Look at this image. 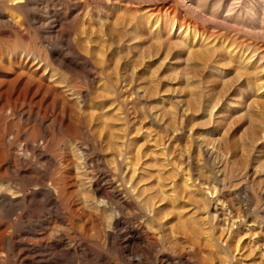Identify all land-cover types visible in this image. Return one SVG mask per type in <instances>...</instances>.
I'll return each instance as SVG.
<instances>
[{
  "label": "rangeland",
  "instance_id": "rangeland-1",
  "mask_svg": "<svg viewBox=\"0 0 264 264\" xmlns=\"http://www.w3.org/2000/svg\"><path fill=\"white\" fill-rule=\"evenodd\" d=\"M115 1L117 3L122 1V5H123V0L120 1L115 0ZM115 1L113 0V2ZM206 1L208 6L216 2L220 3L219 8H221V12L227 11L230 7L234 8L236 6L237 7L248 6L249 8H253V10L257 8L256 10L259 11L257 17H259L260 19H264V0L263 1L262 0H226V1L206 0ZM12 4H13L12 0H0V15H1L0 17L1 20L0 21V157H2L1 158L2 160L0 159V167L2 170L0 175L5 174L4 172L5 163L15 162L14 165H16L17 168L13 169L12 172L7 173V177L10 181L12 194L18 193L17 195H15V197L22 196V198H19L18 202H16L12 207L8 209H4L0 206L1 207L0 208V264H6V263L7 264H83V263L84 264H99V263L100 264H136V263L137 264H158V263L171 264V262L172 264H185L183 258L184 256L180 255L181 253H184V251L186 250L184 244L181 242L178 243L175 242L173 243V245L175 244L176 247L169 246V244H167L169 243L168 242L169 239L168 237L164 238L165 235L163 236L162 241L160 242L161 244L157 248H153V247L148 248L146 254L138 252V246H141L142 243L141 240L136 236L135 229L138 227V224L141 222V212H140L141 210H139L140 208L132 200H129L130 201V203L128 202L129 205L124 206V208L120 212V228L118 231L119 233L115 232L113 239L115 242L113 241V243L108 242L106 232L111 230L110 225L112 224L113 218L115 217L116 214H118V212H116L112 207L110 211L101 210V212L98 209H96L93 212L92 210H88V206L86 207L88 203L95 205L96 201H100V198L93 194L94 192H92V190L89 189V186L87 187V184L90 183L89 182L90 180L94 183V189L106 188L107 192L108 191L111 192V190L108 189H110L111 185L114 186L116 184L114 187L118 188V190H121L120 193L122 197H125L128 194L126 191L122 190L121 178L116 182L112 183L114 179L112 174L113 151L111 149L109 151V147H108V144L110 143L112 138L114 139L113 140L114 142L116 141L115 144H117L120 141L121 142L127 141L126 145H130L131 147V152L129 153L132 154L130 155V158L131 159L133 158L132 160L145 159L142 160V162L145 161L148 163L150 161L151 163H149V167L152 170L155 167V164H159L160 162H162L161 161L162 159L163 160L165 159L166 162H171L172 160L176 162L177 160V162L183 163L185 161L184 164L189 163L191 164L192 168H194V169L191 168L192 171L193 170L201 171V169L203 168V170L201 171L202 173L206 172L207 174H212L215 177L224 180V187L219 185L218 183H216V181L213 180L211 181L210 185L211 184L213 186L215 185L214 188L216 189L219 188L218 190L222 194L221 199L223 201L224 199L228 200L225 201V203L226 204L228 203L227 204L228 211L232 212V216L234 215V213H235V217H238L239 215L240 222L245 223V221H247V224L249 223L245 228L251 229V234H253L257 240L259 238L263 239L262 237H264V229H263L264 228V202H263L264 201V175H263L264 153L262 152H264V137H263L264 129H258V128L254 129L252 128L251 125L247 124V122L251 124L252 118L249 116L247 117L245 116L247 115L246 111H245L246 113L242 115L241 113L237 114L236 111L227 110L223 113L225 115H223L222 113L221 115L220 114L218 115L217 113L212 116H208L209 118H206L207 116L203 114L194 115L192 114L191 111H189L191 104H193L194 101L190 96L189 98H186L189 92L188 88L187 87L183 88L180 85L178 87L177 86L178 83H176L175 81H171L169 79L170 74L167 71L165 72L166 70L165 68L162 69V71L164 70L163 72L161 71L162 73L161 72L156 73V76H159L160 79L158 80L156 79L157 80L156 82L151 83L150 80L145 79V77L143 78L142 74L144 73L143 72L144 69H142L141 66H139L138 68H133L131 66L126 65L125 62L126 58L133 57L134 55L132 54L131 56V54H128L126 50L119 49L118 45L115 42V39L113 38L114 36L111 33V31L113 30L111 29L113 27H114L113 29H117L120 26V23L123 22V20L128 19L130 17L129 13L131 15V12L133 10L134 11L132 12L133 13L132 17L137 16L138 14L135 12L136 9L138 7L140 8L141 6L145 8L146 5L149 6L148 3H143V5H141L139 3L134 2L131 4V6L129 5L131 7L130 8L131 10L129 12H125V8L124 10H120V11L116 9L111 10V3L110 2L108 3L107 0H73V1L72 0H39V1L33 0L31 2V6L27 10H25L24 5L19 6L18 9H13L11 7ZM178 9L179 10L177 11L176 16L174 14L173 16L170 15L172 17L170 18L167 17L168 19H166L165 21L164 19L166 15H164L163 13V18H164L163 21L164 22H166L167 20L170 21L172 20L171 18L177 17L178 14H182L183 17H187L188 19L191 18L190 15H186L187 13L184 14L182 8L179 7ZM101 11L103 13H101ZM7 17H10V19ZM104 17L106 19L109 17L110 18L109 20L107 19L108 21H106ZM121 17H123L122 18L123 20L121 19ZM129 19H131V17ZM82 21L84 22L86 27ZM107 23H109V25ZM104 25L106 27L110 26V28L109 27L106 28L108 32H106ZM260 25H264V22H261ZM224 26L225 27H222V25L217 23V29L214 32L217 38L219 39L224 38L223 40L225 39L229 40L228 43H231L233 45V48H236V50L244 51V54L248 58L251 56H256V57L258 56L257 58H261L264 56V51H263L264 38L262 36L247 32L239 27H233L227 24H224ZM119 28H121V26ZM45 35H47L48 37ZM147 44L148 47L147 46L144 47L146 52L149 51V48L150 49L152 48L151 50L156 49L154 45L150 47L151 46L150 42ZM94 46L95 49L99 51H96L94 49ZM85 47L88 49H86ZM99 53L101 54L100 56ZM107 57H109V59ZM112 59L113 60L115 59L114 64H111V62L113 63ZM117 59H119L120 61ZM39 62L41 64L43 63V65H41ZM108 62L109 64H107ZM30 65L32 68L30 67ZM66 65H68L67 68ZM42 66L46 67L47 69L43 68ZM260 67L263 68L264 64L263 65L260 64ZM20 69L23 71V73ZM34 69L35 71L39 69L38 73H34L35 71H31ZM42 69L44 70L42 71ZM17 73L18 74L22 73L25 76L22 77V75L20 74L18 75ZM25 73H27V75ZM129 73H131V75H129ZM163 73L165 74L164 75L165 77L163 76ZM15 74L17 75L15 76ZM28 75L31 76V78L32 76H34L33 79H31ZM18 76L19 77L21 76L23 79L20 77V80L16 82L15 80L17 79ZM50 76H52L51 79H49ZM58 76L61 78H59ZM130 77L133 78L130 79ZM10 78L11 79L14 78V80H10ZM26 78L27 80L29 79L31 80L27 81ZM34 79L35 80L38 79L37 82L43 81L42 83L47 86V90L41 93H36L34 90L29 91L28 86L26 89V85L28 84L27 82L34 81ZM46 80H48V82ZM56 80H58L59 82ZM10 81H12V83ZM14 81L16 82V85ZM21 82L24 84L22 85ZM51 82L54 84H52ZM142 82L144 83L142 84ZM144 84H146L145 85L146 87L145 86L142 87V85ZM24 86L25 89L22 88ZM151 86H153L152 88L154 89H151ZM159 86L160 87L162 86L160 90H158ZM16 87L18 88L17 90L15 89ZM198 87H197L198 90L204 92L205 90L204 85ZM20 88L23 91L18 92ZM15 90L18 93H16ZM50 90L55 93L54 94L52 93L51 95ZM8 91L10 94L9 97H8ZM24 91H26L27 94ZM32 91L35 93H33ZM63 91L66 92L65 93L66 96ZM179 91L181 93H179ZM57 92L58 94L60 92L61 95L60 94L57 95ZM31 93L33 94L31 95ZM62 93L64 94L63 97H62ZM42 94L44 96H42ZM20 95L21 97L22 95L23 97L26 95L27 98L26 97L21 98ZM157 95L158 97H156ZM20 98L23 100H21ZM59 98L60 100H58ZM63 98L70 99L68 101L65 100L67 101V105H65L66 102L63 101L64 100ZM184 98L187 100H184ZM38 99L40 104H38ZM104 100L105 101L107 100V102H105ZM168 103L170 105H168ZM89 106L91 109L89 108ZM163 107H165L166 109H164ZM69 108L71 111L73 109L74 110L70 112ZM104 108L105 110H103ZM160 108L162 111L160 110ZM75 111L77 113H74ZM107 111L108 113H106ZM103 112L105 113L103 114ZM226 112H228L229 114ZM113 113H115L116 115ZM109 114L112 118L109 117ZM215 115L218 117H216ZM229 115L231 118L229 117ZM224 116L227 117V118L225 117L226 120ZM210 117H212V119H210ZM59 118L61 119V121ZM216 118L217 119L219 118V120H217ZM245 119L247 120V122L245 121ZM69 121L71 123H69ZM232 121L236 122L235 124H238L239 126L236 125L235 127L234 122L232 125L231 123ZM241 122L242 125H240ZM109 123L112 124L114 123V124L112 125ZM106 125L109 129L110 126L113 127L114 125H115L114 127L116 128L111 127L109 131ZM257 131L259 132V134ZM118 132L121 133L122 138L125 139L122 138L119 139L118 136L121 137V135ZM133 133L134 134L137 133L136 135L138 136L133 135ZM133 142L134 143L138 142V143L134 145ZM239 142L243 145H241ZM257 143L258 146L256 147ZM131 144L134 145V148L136 146L137 148L134 149ZM156 144H158V146ZM247 145L250 146V148ZM158 147L159 149L160 148L163 149L166 154L158 155V153H161L158 152L159 150ZM247 147L251 149L252 152L248 150ZM64 150L67 153H64L65 152ZM77 150L78 153H80L81 155L80 154L78 155V153H76ZM133 150H135V153ZM138 150H140V154ZM148 150L151 152H149ZM152 150L155 151V154H153L154 152ZM231 150L234 151L230 152ZM245 150H247L248 153ZM27 151L29 153H27ZM151 153L153 155H151ZM156 153L158 156L156 155ZM62 154L64 156L67 155V157L66 156L64 157ZM72 155H74V158ZM138 155L140 157H138ZM23 156L25 158H23ZM69 157L71 158L69 159ZM171 157L172 158L174 157L175 159H172ZM244 157L245 159H243ZM21 160H23L22 161L23 163L21 162ZM74 160L76 161L74 162ZM155 160L157 161V163ZM252 160H254L255 162ZM78 162L80 166L76 165L78 164ZM30 163H32V165ZM81 164L82 165L85 164V166L87 167L88 177H89L87 178L86 176L87 179L84 177V174L82 173L83 171L79 169L82 166ZM199 166L201 167V169ZM72 167L73 170L75 168V171L71 170ZM195 167H197V169ZM67 169L69 171H67ZM195 171H193V173ZM80 173L82 175H80ZM195 173H197V171ZM106 176H108V178ZM39 178H41V180L42 179L45 180L44 182L46 184L44 182L42 183L39 180ZM80 179L82 183L81 182L79 183ZM74 180H76L75 182L78 183L75 184L74 182L73 184ZM67 181L70 182L71 184L68 183ZM65 184H70L71 187ZM84 184H86V186ZM38 188L40 190H38ZM50 188H53L54 190L52 191V194L55 195V198L57 199L56 202L57 205L54 203L52 206H48L47 209V207L44 206V202L47 199L46 198L47 191H49ZM72 188L75 189L74 192H73L74 189ZM84 188L86 189L85 191L83 190ZM42 189H44L45 191V193L43 192V197L41 198L33 197L34 190L41 191ZM87 191L91 193L95 199L92 197L91 194H88ZM12 194L10 195L14 197V195ZM31 200L33 203L30 204L29 202H31ZM230 200L232 201V203ZM36 203L38 204L39 207L37 206ZM81 204L83 205L81 206ZM212 204L213 203L209 204L208 211L213 214L214 205ZM78 207L80 209H78ZM130 207L132 209H130ZM235 207L238 209H236ZM72 209L73 210L77 209V210L73 211ZM88 211L89 214L92 212V214H90L91 216L88 215ZM243 216L245 217L248 216V217L245 218ZM90 217H92L93 219ZM105 217L107 218L108 221H106ZM109 217L112 220H110ZM103 218L105 219L104 221ZM93 220L95 222V225L98 224L100 227H102V229L100 227H97L98 225L96 227L95 225L93 226L94 224ZM101 220L103 221L104 224L101 222ZM105 221L108 223H106ZM252 223H254V225ZM256 227L258 228L260 227V228L258 229ZM244 236L245 235L243 234V237ZM132 238H134L135 241L137 240L136 241L138 244L137 247L128 246L129 244L127 243ZM42 241H45L47 245L45 243L44 244L39 243ZM18 245H20V247ZM33 245H37L38 247H41V250H38V247L36 246L37 247L36 248ZM23 251L32 254L34 252L40 254L36 256L31 255L34 256L32 258H30L31 256L25 258L22 256ZM82 251L84 253H82ZM160 251H162V253ZM15 253H17L18 256ZM22 257L25 259H23ZM199 258H195L193 260V264H200L201 258L200 259ZM84 259L86 260V262ZM154 260L157 261L158 263L155 262Z\"/></svg>",
  "mask_w": 264,
  "mask_h": 264
},
{
  "label": "bare ground",
  "instance_id": "bare-ground-1",
  "mask_svg": "<svg viewBox=\"0 0 264 264\" xmlns=\"http://www.w3.org/2000/svg\"><path fill=\"white\" fill-rule=\"evenodd\" d=\"M33 0H12V8L18 9L19 6L24 5L25 10H27L31 6V2ZM39 1V0H38ZM73 1V0H72ZM108 3H111V10H124L125 12H129L131 9V4L136 2L141 5L143 3H148L149 6L146 5L145 8L142 6L136 9V13L139 15L132 17L129 13L131 19H125L120 23L121 28L111 29L113 38L115 39L116 44L118 45L120 50H126L128 54L134 55L133 57L126 58V65L131 66L133 68L142 67L143 70V78L148 79L152 82H156L160 79L159 76H156V73L162 71L165 68V72L167 71L169 75V79L171 81H175L181 87H187L189 92L186 98L192 97L193 104H191L190 110L192 114H203L207 116H212L214 114L218 115L223 114L225 111H236V113H244L247 112L246 117L249 116L252 118L251 124L247 122V118L245 121L247 124L251 125L252 128L264 129V67H260V64L263 63L264 56L261 58H257L256 56L246 57L244 51L236 50L233 48L231 43H228L229 40H223L217 38L214 34L217 29V23L225 27L224 24L231 25L233 27H239L244 29L247 32L260 35L264 38V25H260L261 22H264V19H260L257 17L258 10L247 7H230L227 11L221 12V8H219L220 3H214L208 6L206 0H123L120 2H113V0H107ZM212 1V0H211ZM226 1V0H225ZM263 1V0H262ZM9 2V1H8ZM11 2V1H10ZM51 2V1H50ZM55 2V1H54ZM231 2V1H230ZM255 2V1H254ZM168 3V4H167ZM252 3V2H251ZM229 4V3H228ZM10 5V4H9ZM130 5V6H129ZM134 5V4H133ZM132 5V6H133ZM137 5V4H136ZM39 6V4H38ZM104 6V5H103ZM36 7V4H35ZM45 7V6H44ZM57 7V6H56ZM105 7V6H104ZM110 7V6H109ZM182 8L184 14L190 15V19L187 17H183L182 14H178L177 17L171 18L172 20H167L164 22L167 17H172L173 14L176 16L178 8ZM226 7V6H225ZM252 7V6H251ZM256 7V6H255ZM40 8V7H38ZM43 8V7H42ZM62 8V6H61ZM86 8V7H85ZM135 8V7H134ZM227 8V7H226ZM87 9V8H86ZM104 9V8H103ZM107 9V8H106ZM64 10V9H63ZM46 11V10H45ZM88 11V10H87ZM182 11V12H183ZM19 12V11H18ZM59 12V11H58ZM64 12V11H63ZM77 12V11H76ZM110 12V11H109ZM101 13H103L101 11ZM163 13L166 15L165 19L163 18ZM180 13V12H179ZM107 14V13H105ZM128 14V13H127ZM103 15V14H102ZM114 15V14H113ZM172 15V16H170ZM5 16V15H4ZM31 16V15H30ZM33 16V15H32ZM58 16V15H57ZM109 16V15H108ZM112 16V14H111ZM1 17V15H0ZM84 17V16H83ZM10 19V17H7ZM55 18V17H54ZM102 18V17H101ZM105 18V17H104ZM110 18V17H109ZM109 18H107L109 20ZM113 18V17H112ZM33 19V18H32ZM35 19V18H34ZM51 19V18H50ZM106 19V18H105ZM104 19V21H105ZM106 19V21H108ZM120 19V20H121ZM164 19V21H163ZM13 20V19H12ZM37 20V19H36ZM35 20V21H36ZM58 20V19H56ZM103 20V19H102ZM115 20V19H114ZM1 21V20H0ZM3 21V19H2ZM46 21V20H44ZM85 21V20H84ZM111 21V20H110ZM83 22V21H82ZM113 22V19H112ZM119 22V21H118ZM37 23V22H36ZM57 23V21H56ZM55 23V24H56ZM99 23V22H98ZM8 24V22H7ZM21 24V23H20ZM39 24V21H38ZM46 24V23H45ZM54 24V23H53ZM61 24V23H60ZM59 24V25H60ZM84 24V22H83ZM91 24V23H90ZM109 25V23H107ZM119 24V23H118ZM19 25V24H18ZM52 25V24H51ZM85 25V24H84ZM100 25V24H99ZM88 26V25H87ZM105 26V25H104ZM59 27V26H58ZM86 27V25H85ZM110 28V26H107ZM104 27L105 30L107 28ZM56 28V27H55ZM98 28V27H97ZM108 28V29H109ZM83 30V29H82ZM85 31V29H84ZM223 31V30H222ZM83 32V31H82ZM106 32H108L106 30ZM234 32V31H233ZM232 32V34H233ZM53 33V32H52ZM58 33V32H57ZM60 33V31H59ZM226 33V32H225ZM41 34V33H40ZM55 34V33H54ZM3 35V34H2ZM51 35V34H50ZM231 35V34H230ZM44 36V35H43ZM47 36V35H45ZM106 36V35H105ZM235 36V35H234ZM259 36V37H260ZM48 37V36H47ZM50 37V36H49ZM245 37V36H244ZM261 37V38H262ZM84 38V37H83ZM92 38V37H91ZM232 38V37H231ZM239 38V36H238ZM237 38V39H238ZM54 39V38H53ZM93 39V38H92ZM106 39V38H105ZM104 39V40H105ZM236 39V38H235ZM96 40V38H95ZM247 41V40H246ZM249 41V40H248ZM97 42V41H96ZM104 42V41H103ZM106 42V41H105ZM111 42V41H110ZM150 47L153 45L156 49L149 51H145L144 47H146L149 43ZM239 42V41H238ZM80 43V41H79ZM82 43V42H81ZM94 43V42H93ZM102 43V42H101ZM109 44V43H108ZM111 44V43H110ZM253 44V43H251ZM258 44V43H257ZM47 45V44H46ZM60 45V44H59ZM82 45V44H81ZM83 46V45H82ZM98 46V45H97ZM261 46V45H260ZM259 46V47H260ZM58 47V46H57ZM91 47V46H90ZM100 47V46H99ZM98 47V48H99ZM108 47V46H107ZM110 47V46H109ZM148 47V46H147ZM263 47V46H262ZM261 47V48H262ZM86 48V47H85ZM154 48V47H153ZM88 49V48H86ZM95 49V46H94ZM109 49V48H108ZM107 49V50H108ZM240 49V48H239ZM242 49V48H241ZM82 50V49H81ZM91 50V49H89ZM93 50V49H92ZM96 50V49H95ZM118 50V49H117ZM119 50V51H120ZM244 50V49H243ZM68 51V50H67ZM71 51V50H70ZM99 51V50H96ZM118 51V52H119ZM264 51V50H263ZM72 52V51H71ZM105 52V51H104ZM65 53V52H64ZM116 53V52H115ZM18 54V53H17ZM117 54V53H116ZM262 54V53H261ZM30 55V54H29ZM101 54L99 53V56ZM118 55V54H117ZM126 55V54H125ZM259 55V54H258ZM24 56V55H23ZM33 56V55H32ZM37 56V55H36ZM60 56V55H59ZM93 56V55H92ZM98 56V53H97ZM119 56V55H118ZM27 57V56H26ZM19 58V57H18ZM93 58V57H92ZM109 59V57H107ZM111 58V57H110ZM11 59V58H10ZM15 59V58H14ZM13 59V60H14ZM62 59V58H61ZM70 59V58H69ZM29 60V59H27ZM38 60V59H37ZM36 60V62H37ZM66 60V59H65ZM79 60V59H78ZM111 60V59H110ZM109 60V61H110ZM113 60V59H112ZM115 60V59H114ZM111 62V64H114ZM119 60V59H117ZM122 60V59H121ZM263 60V61H262ZM20 61V60H18ZM68 61V60H67ZM81 61V60H80ZM108 61V60H106ZM120 61V60H119ZM12 62V61H11ZM26 62V61H24ZM32 62V61H31ZM35 62V63H36ZM41 62V61H40ZM39 62V63H40ZM59 62V61H58ZM57 62V63H58ZM19 63V62H18ZM41 64V63H40ZM69 64V63H68ZM109 64V62L107 63ZM118 64V63H117ZM121 64V62H120ZM17 65V64H16ZM43 65V63L41 64ZM40 65V66H41ZM48 65V64H47ZM72 65V64H70ZM125 65V64H124ZM123 65V67H124ZM39 66V67H40ZM88 66V65H87ZM119 66V65H118ZM11 67V66H10ZM17 67V66H16ZM31 67V65H30ZM43 67V66H42ZM65 67V66H64ZM68 65H66V68ZM74 67V65H73ZM20 68V67H19ZM29 68V67H28ZM32 68V67H31ZM46 68V67H43ZM130 68V67H129ZM22 69V68H21ZM20 69V70H21ZM30 69V68H29ZM36 69V68H35ZM31 70V71H35ZM47 69V68H46ZM51 69V68H50ZM12 70V69H11ZM23 70V69H22ZM21 70V71H22ZM37 69L34 73H38ZM44 69H42L43 71ZM71 70V69H70ZM75 70V69H74ZM72 70V71H74ZM78 70V69H77ZM76 70V71H77ZM130 70V69H129ZM10 71V70H9ZM51 71V70H50ZM79 71V70H78ZM77 71V72H78ZM126 71V68H125ZM164 71V70H163ZM162 71V72H163ZM53 72V71H52ZM141 72V71H140ZM161 72V73H162ZM164 72V73H165ZM13 73V72H12ZM23 73V71H22ZM22 73H19L24 77ZM28 73V72H27ZM27 73H25L27 75ZM31 73V72H29ZM33 73V72H32ZM82 73V71H81ZM135 73V72H134ZM142 73V72H141ZM163 73V76L165 75ZM18 74V73H17ZM15 74V76L17 75ZM18 74V75H19ZM41 74V73H40ZM46 74V73H45ZM51 74V72H50ZM60 74V73H59ZM167 74V73H166ZM48 75V74H47ZM54 75V74H53ZM125 75V74H123ZM122 75V76H123ZM131 75V73H129ZM134 75V74H133ZM138 75V74H137ZM161 75V74H158ZM29 76V75H28ZM135 76V75H134ZM10 77V76H9ZM21 77V76H20ZM18 76L15 80L18 82L20 80ZM21 77V78H22ZM31 78V76H29ZM32 76L31 79H33ZM42 77V76H41ZM49 77V76H48ZM56 77V75H55ZM59 77V76H58ZM139 77V76H138ZM162 77V76H161ZM165 77V76H164ZM38 78V77H37ZM44 78V77H43ZM50 76L49 79H51ZM61 78V77H59ZM128 78V77H125ZM133 77H130V79ZM23 79V78H22ZM29 79V80H31ZM157 79V80H156ZM10 80H14V78H10ZM27 80V78H26ZM27 80V81H29ZM38 79H34V81L27 82L26 89L28 86L29 91L34 90L36 93H41L47 90V86L43 84L41 81L37 82ZM41 80V79H40ZM59 80V79H58ZM56 80V81H58ZM63 80V79H62ZM61 80V81H62ZM124 80V79H123ZM139 80V79H138ZM137 80V81H138ZM14 81L15 85L16 82ZM23 81V80H22ZM25 81V79H24ZM48 82V80H46ZM54 81V80H53ZM69 81V80H68ZM167 81V79H166ZM12 83V81H10ZM25 82V83H26ZM59 82V81H58ZM123 82V81H122ZM163 82V81H162ZM13 83V84H14ZM22 83V82H21ZM20 83V84H21ZM52 83V82H51ZM133 83V82H132ZM144 82H142L143 84ZM169 83V82H168ZM24 83H22L23 85ZM48 84V83H47ZM54 84V83H52ZM56 84V83H55ZM58 84V83H57ZM67 84V83H66ZM149 84V83H148ZM154 84V83H153ZM173 84V83H172ZM19 85V84H18ZM17 85V87H18ZM146 84L142 85L144 87ZM160 85V84H159ZM162 85V84H161ZM164 85V84H163ZM205 86V90H198V86ZM21 86V85H20ZM65 86V85H64ZM69 86V85H68ZM149 86V85H148ZM15 88L16 90L18 88ZM63 87V86H62ZM61 87V88H62ZM71 87V86H70ZM69 87V88H70ZM146 87V86H145ZM153 86H151V89ZM166 87V86H165ZM198 87V88H197ZM25 89V86L22 87ZM74 88V87H73ZM156 88V87H155ZM162 86H159L160 90ZM202 88V87H201ZM8 89V88H7ZM58 89V88H56ZM9 90V89H8ZM14 90V89H13ZM15 90V92H16ZM53 90V89H52ZM64 90V89H63ZM156 90V89H155ZM154 90V92H155ZM163 90V89H162ZM161 90V91H162ZM7 91V90H6ZM23 91L21 88L18 90ZM28 91V90H27ZM51 91V90H50ZM145 91V90H143ZM14 92V93H15ZM16 92V93H18ZM26 92V91H24ZM23 92V93H24ZM33 92V91H32ZM33 92V93H35ZM64 92V91H63ZM150 92V91H149ZM158 92V91H157ZM30 93V92H29ZM31 93V95L33 94ZM54 94L55 92L51 91ZM66 92H64L65 94ZM69 93V92H68ZM73 93V92H72ZM148 93V92H147ZM153 93V91H152ZM159 93V92H158ZM179 93H181L179 91ZM183 93V92H182ZM7 94V93H6ZM22 94V93H21ZM27 94V92H26ZM60 94V92H59ZM57 92V95H59ZM62 93V97L64 95ZM83 94V93H82ZM87 94V93H86ZM184 94V93H183ZM8 91V97H9ZM50 95V96H51ZM56 95V94H55ZM61 95V94H60ZM68 95V94H67ZM149 95V94H148ZM152 95V94H151ZM150 95V96H151ZM164 95V94H163ZM180 95V94H179ZM6 96V95H5ZM29 96V95H28ZM39 96V95H37ZM42 96H44L42 94ZM66 96V94H65ZM69 96V95H68ZM73 96V94H72ZM71 96V97H72ZM84 96V95H83ZM88 96V95H87ZM90 96V95H89ZM7 97V98H8ZM18 97V96H17ZM21 97V95H20ZM23 97V95H22ZM21 97V98H22ZM26 97V95L24 96ZM23 97V98H24ZM32 97V96H30ZM58 97V96H57ZM153 97V96H152ZM158 97V95L156 96ZM13 98V97H12ZM19 98V97H18ZM20 98V99H21ZM27 98V97H26ZM38 98V97H36ZM35 98V99H36ZM46 98V97H45ZM61 98V96H60ZM60 98L58 100H60ZM15 99V98H14ZM64 99V98H63ZM153 99V98H152ZM16 100V99H15ZM23 100V99H21ZM27 100V99H26ZM29 100V99H28ZM33 100V99H32ZM54 100V99H53ZM57 100V101H58ZM62 100V99H61ZM70 100V99H64ZM75 100V99H74ZM87 100V99H86ZM101 100V99H100ZM184 100H187L184 98ZM52 101V100H51ZM62 101V102H63ZM67 101L65 105H67ZM72 101V100H71ZM70 101V104H71ZM90 101V100H89ZM105 101V100H104ZM165 101V100H164ZM170 101V100H169ZM27 102V101H26ZM33 102V101H32ZM88 102V101H87ZM92 102V101H91ZM95 102V101H93ZM107 102V100L105 101ZM171 102V101H170ZM42 103V102H41ZM64 103V102H63ZM62 103V104H63ZM97 103V102H96ZM38 104H40L38 99ZM79 104V103H78ZM90 104V102H89ZM164 104V103H163ZM166 104V103H165ZM75 105V104H74ZM168 105H170L168 103ZM8 106V105H7ZM70 106V105H68ZM72 106V105H71ZM105 106V105H104ZM108 106V105H107ZM172 106V105H171ZM55 107V106H54ZM73 107V106H72ZM75 107V106H74ZM86 107V106H85ZM97 107V105H96ZM106 107V106H105ZM110 107V106H109ZM166 107V105H165ZM163 107L164 109H166ZM169 107V106H168ZM167 107V108H168ZM185 107V106H184ZM7 108V107H6ZM90 108V106H89ZM80 109V108H79ZM91 109V108H90ZM65 110V109H64ZM68 110V109H66ZM74 110V109H73ZM72 110V111H73ZM102 110V109H101ZM105 110V108L103 109ZM159 110V108H158ZM161 110V108H160ZM171 110V109H170ZM187 110V109H186ZM69 111L72 112L69 108ZM68 111V112H69ZM85 111V110H83ZM113 111V110H112ZM162 111V110H161ZM160 111V112H161ZM246 111V112H245ZM114 112V111H113ZM74 113H77L76 111ZM98 113V112H97ZM105 112H103L104 114ZM108 113V111L106 112ZM173 113V112H172ZM228 113V112H226ZM79 114V113H78ZM112 114V113H111ZM115 114V113H113ZM229 114V113H228ZM233 114V113H232ZM70 115V114H69ZM72 115V113H71ZM77 115V114H75ZM116 115V114H115ZM119 115V114H118ZM117 115V116H118ZM225 115V114H223ZM227 115V114H226ZM114 116V115H113ZM193 116V115H192ZM197 116V115H196ZM216 116V115H215ZM233 116V115H232ZM63 117V116H62ZM77 117V116H76ZM75 117V118H76ZM95 117V116H94ZM108 117V116H107ZM109 117L110 114H109ZM115 117V116H114ZM113 117V118H114ZM190 117V116H189ZM204 117V116H203ZM218 117V116H216ZM221 117V116H220ZM226 116H224L225 118ZM230 117V115H229ZM235 117V116H234ZM106 118V116H105ZM112 118V117H111ZM227 118V117H226ZM225 118V120H226ZM231 118V117H230ZM60 119V118H59ZM65 119V118H64ZM71 119V117H70ZM97 119V118H96ZM212 119V117H210ZM217 119V118H216ZM215 119V121H216ZM221 119V118H220ZM244 119V118H243ZM103 120V119H102ZM219 120V118L217 119ZM223 120V121H225ZM240 120V119H239ZM238 120V122H239ZM61 121V119H60ZM213 121V120H212ZM230 121V120H229ZM237 121V120H236ZM249 121V120H248ZM97 122V120H96ZM111 122V121H110ZM114 122V121H113ZM179 122V121H178ZM189 122V121H188ZM219 122V121H218ZM221 122V121H220ZM232 121V125H233ZM69 123H71L69 121ZM223 123V122H222ZM220 123V124H222ZM236 122H234L235 124ZM45 124V122H44ZM73 124V123H72ZM71 124V125H72ZM112 124V123H109ZM108 124V126H109ZM114 124V123H113ZM112 124V125H113ZM215 124V123H214ZM218 124V123H217ZM244 124V123H243ZM102 125V124H101ZM208 125V124H207ZM239 126L235 124V127ZM242 125V122L241 124ZM98 126V125H97ZM105 126V125H104ZM115 126V125H114ZM113 126V127H114ZM123 126V125H121ZM181 126V125H180ZM227 126V124H226ZM248 126V125H247ZM102 127V126H100ZM107 127V125H106ZM112 126H110L111 129ZM112 127V128H113ZM231 127V126H229ZM233 127V128H235ZM243 127V126H242ZM108 128V127H107ZM116 128V127H114ZM225 128V127H224ZM232 128V129H233ZM245 128V127H244ZM109 129V128H108ZM109 129V131H110ZM71 130V129H70ZM120 130V129H117ZM125 130V129H124ZM136 130V129H135ZM134 130V132H135ZM177 130V129H176ZM252 130V129H251ZM229 131V130H228ZM256 131V130H255ZM174 132V131H173ZM258 132V131H257ZM103 133V132H102ZM119 133V132H118ZM143 133V132H142ZM195 133V132H194ZM110 134V133H109ZM113 134V133H111ZM118 136L119 139L122 138V134ZM125 134V133H124ZM131 134V133H130ZM137 134V133H136ZM133 133V135H136ZM256 134V133H255ZM259 134V132H258ZM8 135V134H7ZM106 135V133H105ZM104 135V136H105ZM116 135V134H115ZM114 135V136H115ZM171 135V134H170ZM197 135V134H196ZM229 135V133H228ZM113 136V137H114ZM125 136V135H124ZM138 136V135H136ZM103 137V136H102ZM131 137V135H130ZM150 137V136H149ZM170 137V136H169ZM174 137V136H173ZM204 137V136H203ZM206 137V136H205ZM264 137V135H263ZM43 138V137H42ZM152 138V137H151ZM108 139V137H107ZM125 139V138H122ZM131 139V138H130ZM147 139V138H146ZM227 139V138H226ZM225 139V140H226ZM102 140V139H101ZM110 141L108 144L109 151L112 152L113 159V182H116L120 178L122 190L126 191L128 194L125 197H122L118 188L111 185V192H107L105 189H94V183L90 180L87 184L89 189L94 192L93 194L100 198V201H96L95 205L88 203V210H92L93 212L98 209L102 211H110L111 207L118 212L113 218V222L110 225L111 230L106 232L108 242L113 243L115 232L119 231L120 228V212L124 208V206L129 205L132 200L137 204L139 210H141V222L138 221V227L135 229L136 236L141 240V246H138V252L146 254L148 248H157L162 241V238L168 237L169 246L176 247L173 243L181 242L185 246L184 253L180 255L184 256L185 264H193V260L195 258H201L200 264H264V237L263 239L259 238L258 240L251 234V229H246L245 227L247 221L245 223L240 222L239 215L235 217V213L232 216V212L228 211L227 204L221 199L222 194L219 192V188L216 189L210 183L211 181H216L219 185L224 187V180L221 178H217L212 174L202 173L201 171H197V173H193L191 164H184L185 161L181 164L179 162L171 161L166 162V160L162 159L159 164H155V169H150L149 161L142 162V160L130 158L129 152H131L130 145H126L127 141H120L117 144L113 141ZM127 140V139H126ZM129 140V139H128ZM132 140V139H131ZM145 140V139H144ZM224 140V139H223ZM104 141V139H103ZM134 141V140H133ZM157 141V139H156ZM203 141V140H201ZM235 141V140H234ZM233 141V142H234ZM69 142V141H68ZM147 142V141H146ZM167 142V141H166ZM208 142V141H207ZM236 142V141H235ZM234 142V143H235ZM243 142V141H242ZM263 142V139H262ZM132 143V142H131ZM138 143V142H136ZM136 143L133 142L134 145ZM144 143V142H143ZM153 143V142H152ZM156 143V142H155ZM205 143V142H204ZM240 143V142H239ZM247 143V142H246ZM261 143V142H260ZM72 144V143H71ZM104 144V142H103ZM209 144V143H208ZM241 144V143H240ZM248 144V143H247ZM73 145V144H72ZM132 145V144H131ZM134 145L132 147L134 148ZM138 145V144H137ZM140 145V144H139ZM150 145V144H149ZM154 145V144H153ZM158 146V144H156ZM211 145V144H210ZM243 145V144H241ZM62 146V145H61ZM69 146V145H68ZM71 146V145H70ZM79 146V145H78ZM105 146V145H104ZM144 146V145H143ZM168 146V145H167ZM201 146V145H200ZM234 146V145H233ZM245 146V145H244ZM248 146V145H247ZM258 146V143L256 147ZM260 146V144H259ZM77 147V146H76ZM106 147V146H105ZM140 147V146H139ZM147 147V146H146ZM145 147V148H146ZM153 147V146H152ZM162 147V145H161ZM250 148V146H248ZM252 152L251 149H249ZM255 147V148H256ZM262 147V146H261ZM71 148V147H69ZM104 148V147H103ZM137 148V146L135 147ZM134 148V149H135ZM141 148V147H140ZM143 148V149H145ZM157 148V147H156ZM210 148V147H209ZM228 148V147H227ZM244 148V147H243ZM252 148V147H251ZM254 148V147H253ZM68 149V148H67ZM75 149V148H74ZM73 149V150H74ZM147 149V148H146ZM154 149V148H153ZM159 149V147H158ZM157 149V150H158ZM198 149V148H197ZM207 149V148H206ZM215 149V148H214ZM230 149V148H229ZM235 149V147H234ZM15 150V149H14ZM29 150V149H28ZM71 150V149H70ZM172 150V149H171ZM221 150V149H220ZM226 150V149H225ZM228 150V149H227ZM256 150V149H254ZM253 150V151H254ZM258 150V148H257ZM261 150V149H260ZM65 151V150H64ZM135 153V150H133ZM139 154H140V150ZM145 151V150H144ZM149 151V150H148ZM153 151V150H152ZM234 150H231L232 152ZM247 152V150H245ZM249 151V153H250ZM76 152V151H75ZM74 152V153H75ZM80 152V151H79ZM151 152V151H149ZM155 154V151H153ZM157 152V151H156ZM158 155H165V151L163 149H159ZM221 152V151H220ZM27 153H29L27 151ZM64 153H67L66 151ZM69 153V152H68ZM73 153V152H72ZM71 153V154H72ZM78 153V150L77 152ZM105 153V152H104ZM145 153V152H144ZM143 153V154H144ZM148 153V152H147ZM171 153V152H170ZM174 153V152H173ZM172 153V154H173ZM209 153V151H208ZM248 153V152H247ZM264 153V152H262ZM69 154V155H71ZM80 153H78L79 155ZM151 153V155H153ZM259 154V153H258ZM261 154V153H260ZM63 155V154H62ZM68 155V156H69ZM75 155V154H74ZM74 155L73 158H74ZM81 155V154H80ZM107 155V154H106ZM111 155V154H110ZM157 155V153H156ZM157 155V156H158ZM257 155V154H256ZM262 155V154H261ZM48 156V155H47ZM64 156V155H63ZM67 157V155H65ZM64 156V157H65ZM102 156V155H101ZM137 156V155H136ZM172 156V155H170ZM260 156V155H259ZM258 156V157H259ZM109 157V156H108ZM138 157H140L138 155ZM175 157V156H174ZM172 159H175V158ZM262 157V156H261ZM2 157H0L1 159ZM4 158V157H3ZM13 158V157H12ZM23 158H25L23 156ZM71 157H69L70 159ZM102 158V157H101ZM197 158V157H196ZM201 158V157H200ZM232 158V157H231ZM253 158V157H252ZM263 158V157H262ZM32 159V158H31ZM141 159V158H140ZM154 159V158H151ZM159 159V158H158ZM177 159V158H176ZM190 159V158H189ZM240 159V158H239ZM245 159V157L243 158ZM2 160V159H1ZM45 160V159H44ZM66 160V159H65ZM64 160V161H65ZM78 160V159H77ZM95 160V159H94ZM147 160V159H146ZM149 160V159H148ZM157 160V159H156ZM155 160V161H156ZM187 160V158H186ZM229 160V159H228ZM249 160V159H248ZM12 161V160H11ZM23 160H21L22 162ZM76 160H74L75 162ZM97 161V160H96ZM110 161V160H109ZM141 161V162H140ZM152 161V160H151ZM154 161V160H153ZM180 161V159H179ZM190 161V160H189ZM188 161V162H189ZM196 161V160H195ZM235 161V159H234ZM238 161V160H237ZM243 161V160H242ZM251 161V159H250ZM254 161V160H252ZM260 161V160H259ZM73 162V163H74ZM81 162V161H80ZM108 162V161H107ZM246 162V161H245ZM255 162V161H254ZM258 162V161H257ZM256 162V163H257ZM15 163V162H14ZM14 163L7 162L5 163L4 172L5 174L0 175V206L4 209H8L12 207L16 202H18L19 198L22 196L15 197V193L12 194V189L10 185V181L7 177V173L12 172L13 169L17 168ZM23 163V162H22ZM82 163V162H81ZM89 163V162H88ZM103 163V161H102ZM153 163V162H152ZM155 163V162H154ZM157 163V161H156ZM234 163V162H233ZM255 163V165H256ZM263 163V162H262ZM32 165V163H30ZM56 164V163H55ZM75 164V163H74ZM73 164V165H74ZM97 164V163H96ZM254 164V163H253ZM258 164V163H257ZM264 164V163H263ZM262 164V166H263ZM22 165V164H21ZM25 165V164H24ZM28 165V163H27ZM79 165V162L78 164ZM82 165V164H81ZM91 165V164H90ZM98 165V164H97ZM201 165V164H200ZM261 165V164H260ZM69 166V165H68ZM75 166V165H74ZM80 166V165H79ZM78 166V168H79ZM83 166V167H82ZM81 169L84 174V177H88L87 167L82 165ZM250 166V165H249ZM261 166V167H262ZM99 167V166H98ZM112 167V166H111ZM260 167V168H261ZM21 168V167H20ZM25 168V167H23ZM30 168V167H29ZM37 168V167H36ZM71 168V167H70ZM103 168V167H102ZM192 168V169H191ZM197 169V167H195ZM251 168V167H249ZM259 168V170H260ZM27 169V168H25ZM24 169V170H25ZM78 169V170H79ZM111 169V170H112ZM73 170V167L72 169ZM80 170V171H81ZM104 170V169H103ZM0 167V173H1ZM22 171V170H21ZM31 171V169H30ZM67 171H69L67 169ZM75 171V168L74 170ZM263 171V170H262ZM41 172V171H40ZM246 172V171H245ZM16 173V172H15ZM33 173V172H32ZM67 173V172H66ZM74 173V172H73ZM78 173V172H77ZM19 174V173H18ZM70 174V173H69ZM223 174V173H222ZM26 175V174H25ZM31 175V174H30ZM34 175V174H33ZM75 175V174H73ZM80 175H82L80 173ZM79 175V176H80ZM103 175V174H102ZM217 175V174H215ZM264 175V174H263ZM66 176V175H65ZM97 176V175H96ZM223 176V175H220ZM244 176V175H243ZM252 176V175H251ZM34 177V176H33ZM38 177V176H37ZM69 177V176H68ZM94 177V176H93ZM99 177V176H98ZM108 178V176H106ZM70 178V177H69ZM74 178V176H73ZM86 178V179H87ZM101 178V176H100ZM250 178V177H249ZM257 178V177H256ZM38 179V178H36ZM67 179V178H66ZM72 179V177H71ZM78 179V178H77ZM39 180L43 183L45 180ZM241 180V179H240ZM244 180V179H243ZM70 181V179H69ZM76 180L73 181V184ZM85 181V180H84ZM237 181V180H235ZM20 182V181H19ZM47 182V181H46ZM68 182V181H67ZM66 182V183H67ZM72 182V181H71ZM82 183L81 179L79 183ZM86 182V181H85ZM45 183V182H44ZM70 183V182H68ZM78 182H75V184ZM87 183V182H86ZM97 183V180H96ZM235 183V182H234ZM34 184V183H33ZM46 184V183H45ZM71 184V183H70ZM70 184H65L70 186ZM101 184V183H100ZM118 184V182H117ZM120 184V183H119ZM86 186V184H84ZM106 185V184H105ZM109 185V184H108ZM30 186V185H29ZM51 186V185H50ZM78 186V184H77ZM83 186V185H82ZM98 186V185H97ZM102 186V185H101ZM120 186V187H121ZM17 187V185H16ZM71 187V186H70ZM73 187V186H72ZM81 187V186H80ZM100 187V186H99ZM96 187V188H99ZM242 188V186H241ZM244 188V187H243ZM246 188V187H245ZM35 189V187H34ZM48 189V188H47ZM66 189V188H65ZM69 189V188H68ZM71 189V188H70ZM74 189V188H72ZM77 189V188H76ZM38 190H40L38 188ZM34 190L33 197L41 198L43 197L44 189L41 191ZM86 190L85 188L83 189ZM53 188H50L47 191L46 200L44 202V206H52L54 203L57 205V199L55 195L52 194ZM75 189L73 190V192ZM82 191V190H81ZM83 191V192H84ZM245 191V190H244ZM248 191V190H247ZM26 192V191H25ZM67 192V191H66ZM82 192V193H83ZM88 192V191H87ZM226 192V191H225ZM68 193V192H67ZM81 193V195H82ZM224 193V192H223ZM227 193V192H226ZM247 193V192H246ZM10 194L14 195L12 197ZM63 194V193H62ZM74 194V193H72ZM84 194V193H83ZM88 194H91L88 192ZM30 195V194H29ZM69 195V194H68ZM85 195V194H84ZM92 195V194H91ZM124 195V194H123ZM224 195V194H223ZM231 195V194H230ZM233 195V194H232ZM10 196V197H9ZM32 197V199H33ZM57 197V195H56ZM93 197V195H92ZM89 198V197H88ZM94 198V197H93ZM225 198V197H224ZM95 199V198H94ZM98 199V198H97ZM228 199V198H226ZM24 200V199H23ZM30 200V199H28ZM77 200V199H75ZM85 200V199H84ZM91 200V199H89ZM128 200V201H127ZM231 201V200H230ZM73 202V201H72ZM75 202V201H74ZM92 202V201H91ZM129 202V203H128ZM213 203V214L208 211L209 204ZM264 202V201H263ZM20 203V202H19ZM23 203V202H22ZM33 203L32 200L29 202ZM94 203V202H93ZM232 203V201H231ZM37 204V203H36ZM71 204V203H70ZM29 205V204H28ZM83 204H81L82 206ZM232 205V204H231ZM36 206V205H33ZM38 206V204H37ZM77 206V205H76ZM80 206V205H79ZM252 206V205H251ZM262 206V205H261ZM0 207V208H1ZM19 207V206H18ZM39 207V206H38ZM54 207V206H53ZM75 207V206H74ZM230 207V205H229ZM233 207V206H232ZM239 207V206H238ZM26 208V207H25ZM72 208V207H71ZM212 208V206H211ZM236 208V207H235ZM58 209V207H57ZM78 209H80L78 207ZM126 209V208H125ZM130 209H132L130 207ZM238 209V208H236ZM56 210V207H55ZM73 210V209H72ZM77 210V209H75ZM73 210V211H75ZM97 210V211H98ZM113 210V211H114ZM212 210V209H211ZM232 210V208H231ZM240 210V209H239ZM48 211V210H47ZM63 211V210H61ZM133 211V210H131ZM137 211V210H136ZM135 211V213H136ZM237 211V210H236ZM127 212V211H126ZM240 212V211H239ZM245 212V211H244ZM250 212V211H249ZM259 212V211H258ZM75 213V212H74ZM98 213V212H96ZM113 213V212H112ZM124 213V212H123ZM51 214V213H50ZM65 214V213H64ZM92 214V212L90 213ZM88 211V215L91 216ZM104 214V213H103ZM106 214V213H105ZM242 214V213H241ZM255 214V213H254ZM56 215V214H55ZM66 215V214H65ZM97 215V214H96ZM95 215V216H96ZM102 215V213H101ZM20 216V215H19ZM254 216V215H253ZM93 217V216H92ZM90 217V218H92ZM98 217V216H97ZM96 217V218H97ZM103 217V216H102ZM107 217V216H106ZM105 217L106 221L107 218ZM127 217V216H126ZM242 217V216H241ZM245 217V216H243ZM248 217V216H247ZM245 217V218H247ZM53 218V216H52ZM63 218V217H62ZM110 218V217H109ZM55 219V218H54ZM64 219V218H63ZM93 219V218H92ZM91 219V220H92ZM99 219V218H98ZM97 219V220H98ZM103 218V221L105 220ZM130 219V218H129ZM58 220V219H57ZM90 220V219H89ZM95 220V221H97ZM100 220V219H99ZM110 220H112L110 218ZM246 220V219H245ZM252 220V219H251ZM56 221V220H55ZM101 220V222L103 223ZM105 221V222H106ZM57 222V221H56ZM92 222V221H91ZM100 222V221H99ZM98 222V223H99ZM40 223V221H39ZM94 223V224H93ZM93 226L95 222L93 220ZM108 223V222H106ZM105 223V224H106ZM134 223V222H133ZM136 223V222H135ZM19 224V223H18ZM37 224V223H36ZM64 224V223H63ZM104 224V223H103ZM254 225V223H252ZM38 225V224H37ZM44 225V224H43ZM47 225V224H46ZM73 225V224H72ZM98 225V224H97ZM95 225V227L97 226ZM101 225V223H100ZM260 225V224H259ZM16 226V225H15ZM39 226V225H38ZM109 226V227H110ZM17 227V226H16ZM83 227V226H82ZM97 227H100L99 225ZM107 227V226H105ZM133 227V226H132ZM249 227V226H248ZM42 228V227H41ZM44 228V227H43ZM84 228V227H83ZM102 229V227H100ZM258 228V227H256ZM260 228V227H259ZM258 228V229H259ZM99 229V228H98ZM108 229V228H107ZM106 229V230H107ZM129 229V228H128ZM264 229V228H263ZM253 231V230H252ZM58 232V231H57ZM121 232V231H120ZM3 233V232H2ZM1 233V234H2ZM98 233V232H96ZM119 233V232H118ZM131 234V233H130ZM243 234L245 235L243 237ZM255 234V233H254ZM6 235V234H5ZM55 235V234H54ZM128 235V234H127ZM259 235V234H258ZM7 236V235H6ZM43 237V236H42ZM41 237V238H42ZM124 237V236H123ZM257 237V236H256ZM46 238V237H45ZM126 238V236H125ZM128 238V237H127ZM129 239V238H128ZM138 239V240H139ZM17 240V239H15ZM123 240V239H122ZM77 241V240H76ZM137 241V240H136ZM134 238L130 239L127 244L130 247H137V242ZM115 242V241H114ZM44 244L45 241L39 242ZM52 243V242H51ZM83 243V242H82ZM46 244V243H45ZM53 244V243H52ZM92 244V242H91ZM90 244V245H91ZM47 245V244H46ZM65 245V244H64ZM77 245V244H76ZM81 245V244H79ZM165 245V244H163ZM180 245V244H179ZM178 245V246H179ZM20 247V245H18ZM36 247L37 245H33ZM43 246V245H42ZM51 246V245H50ZM84 246V245H83ZM162 246V245H161ZM38 247V246H37ZM36 247V248H37ZM45 247V246H44ZM71 247V246H70ZM125 247V246H124ZM123 247V248H124ZM127 247V246H126ZM163 247V246H162ZM182 247V244H181ZM15 248V247H14ZM26 248V247H25ZM60 248V246H59ZM67 248V247H65ZM64 248V249H65ZM17 249V248H16ZM27 249V248H26ZM35 249V248H34ZM33 249V250H34ZM125 249V248H124ZM18 250V249H17ZM31 250V251H33ZM38 250H41V247H38ZM60 250V249H59ZM78 250V249H77ZM94 250V249H93ZM16 251V250H15ZM58 251V250H57ZM74 251V250H73ZM72 251V252H73ZM76 251V249H75ZM150 251V249H149ZM8 252V251H7ZM39 252V251H38ZM51 252V251H50ZM80 252V251H79ZM125 252V251H124ZM162 253V251H160ZM10 253V252H9ZM14 253V252H13ZM22 253V252H21ZM43 253V252H42ZM58 253V252H57ZM74 253V252H73ZM82 253H84L82 251ZM17 254V253H15ZM40 254V253H39ZM36 252L29 253L23 251V257H30L31 255H39ZM44 254V253H43ZM48 254V253H47ZM53 254V253H52ZM59 254V253H58ZM78 254V253H77ZM138 254V253H137ZM152 254V253H151ZM154 254V253H153ZM13 255V254H12ZM51 255V254H50ZM79 255V254H78ZM10 256V254H9ZM18 256V254H17ZM58 256V255H57ZM56 256V257H57ZM70 256V255H69ZM81 256V255H80ZM90 256V255H89ZM95 256V255H94ZM123 256V255H122ZM125 256V255H124ZM22 257V258H23ZM34 256H31L32 258ZM132 257V256H131ZM135 257V256H134ZM147 257V255H146ZM166 257V256H165ZM23 258V259H25ZM50 258V257H49ZM84 258V257H83ZM86 258V257H85ZM167 258V257H166ZM169 258V257H168ZM182 258V257H181ZM199 258V259H200ZM21 259V258H20ZM22 259V260H23ZM37 259V258H36ZM41 259V258H39ZM89 259V258H88ZM131 259V258H130ZM171 259V258H170ZM85 260V259H84ZM156 260V259H155ZM154 260V261H155ZM159 260V259H158ZM167 260V259H166ZM173 260V259H172ZM171 260V261H172ZM182 260V259H181ZM198 260V259H197ZM21 261V260H20ZM56 261V260H55ZM142 261V260H141ZM7 262V261H6ZM35 262V261H34ZM37 262V261H36ZM50 262V261H49ZM86 262V260H85ZM104 262V260H103ZM136 262V261H135ZM138 262V261H137ZM157 262V261H155ZM199 262V261H198ZM144 263V262H143ZM158 263V262H157ZM7 264V263H6ZM84 264V263H83ZM100 264V263H99ZM137 264V263H136ZM159 264V263H158ZM172 264V262H171Z\"/></svg>",
  "mask_w": 264,
  "mask_h": 264
}]
</instances>
